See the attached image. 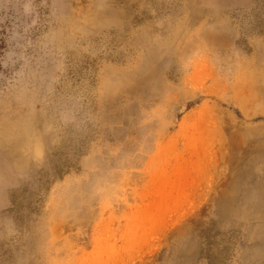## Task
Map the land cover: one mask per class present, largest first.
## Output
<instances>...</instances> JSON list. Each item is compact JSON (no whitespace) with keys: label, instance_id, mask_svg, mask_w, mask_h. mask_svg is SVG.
<instances>
[{"label":"rangeland","instance_id":"1","mask_svg":"<svg viewBox=\"0 0 264 264\" xmlns=\"http://www.w3.org/2000/svg\"><path fill=\"white\" fill-rule=\"evenodd\" d=\"M0 264H264V0H0Z\"/></svg>","mask_w":264,"mask_h":264}]
</instances>
